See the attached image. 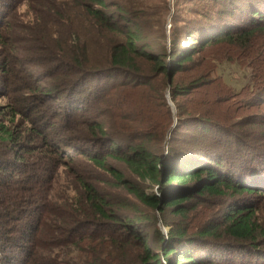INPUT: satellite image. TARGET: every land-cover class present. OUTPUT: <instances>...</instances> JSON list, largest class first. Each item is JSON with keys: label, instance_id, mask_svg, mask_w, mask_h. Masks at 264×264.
<instances>
[{"label": "trees", "instance_id": "obj_1", "mask_svg": "<svg viewBox=\"0 0 264 264\" xmlns=\"http://www.w3.org/2000/svg\"><path fill=\"white\" fill-rule=\"evenodd\" d=\"M175 6L0 0V264H264V0Z\"/></svg>", "mask_w": 264, "mask_h": 264}, {"label": "rangeland", "instance_id": "obj_2", "mask_svg": "<svg viewBox=\"0 0 264 264\" xmlns=\"http://www.w3.org/2000/svg\"><path fill=\"white\" fill-rule=\"evenodd\" d=\"M175 3H176V0H167V5H168V12H167V15L165 16V27H166V34H168V30L170 28V18L171 16L175 13V10L177 9L176 6H175ZM25 10V7L21 8L20 9V13L22 14ZM256 40L254 42H256V44H254V48L252 50L251 53H248V54H242L240 57H245V56H252V57H255V55L257 54V52L259 50H261L263 53H264V36L262 35H258L255 37ZM228 59H238V57L231 53L230 55H227ZM251 70L248 68V67H242V66H238L237 64H234V63H230V62H227V63H224L223 65H221L218 69V72L217 74L218 75H221L225 81V83L227 85H229L230 87L234 88L236 91H239L241 90L245 85H248L249 83H252V74H251ZM214 86H208L205 88V92L202 94V99H205V97L207 98L208 96H210V94L213 93L214 91ZM245 94L248 95V90H245ZM139 94H134L133 97H138ZM164 97H165V100L166 102L168 103V105L170 106V110L173 114V118H174V113H175V106H174V103L171 101V98H170V95H169V90L166 89L165 90V93H164ZM178 104L180 105H185L187 107H190L192 105V101H188V99L186 98H180V99H177L176 101ZM227 105H224V104H219L217 105V107H215V110L214 111H220V110H223L224 108H226ZM234 110V109H233ZM232 110V111H233ZM263 110V107L259 110H256V109H253V110H245V115H254L255 113H259ZM157 111V109H156ZM221 112V111H220ZM174 120V124L176 123V119H173ZM122 166V165H120ZM66 183V180L64 178V175L63 173H60L58 175V179H57V182L56 184L54 185V188L52 190V194L51 196L54 198V197H59L61 192L63 191V186L64 184ZM156 188H153L152 191H155ZM147 191H151V189H148ZM216 202H218L217 200H215ZM211 204V203H210ZM230 204V203H229ZM219 204L213 202V204L209 205L211 209H217V206ZM228 205V203L226 204ZM214 207V208H213ZM262 208L264 209V206H262ZM144 209V208H142ZM146 211V209H144ZM206 210V209H205ZM206 216L205 214L200 211L199 209L197 210V212L195 213H191L190 216H189V220L190 222H196V223H200L199 220L201 219H205ZM160 228L162 231L166 230L168 231V228H164L160 225Z\"/></svg>", "mask_w": 264, "mask_h": 264}, {"label": "water", "instance_id": "obj_3", "mask_svg": "<svg viewBox=\"0 0 264 264\" xmlns=\"http://www.w3.org/2000/svg\"><path fill=\"white\" fill-rule=\"evenodd\" d=\"M168 84H170V79L168 80ZM170 106H171V105H170ZM171 108H172V106H171ZM163 232L166 233L167 231L164 230Z\"/></svg>", "mask_w": 264, "mask_h": 264}]
</instances>
